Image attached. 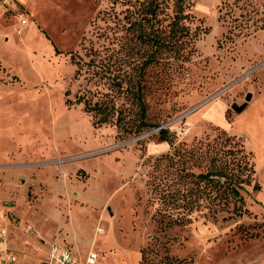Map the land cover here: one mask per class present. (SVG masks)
Masks as SVG:
<instances>
[{
	"label": "rangeland",
	"instance_id": "1",
	"mask_svg": "<svg viewBox=\"0 0 264 264\" xmlns=\"http://www.w3.org/2000/svg\"><path fill=\"white\" fill-rule=\"evenodd\" d=\"M135 2L0 0V220L17 263L41 264L54 241L81 263L95 253V264H264V14L237 27L249 1L225 0L220 13V0H192L187 60L143 72L151 48L136 39ZM138 83L151 127L134 134L124 129L141 121ZM79 97L110 100L113 121L94 126ZM161 129L173 147L202 151L224 131V150L250 154L243 202L210 204L166 158ZM207 165L191 158L185 169ZM187 189L196 203L176 208L172 193Z\"/></svg>",
	"mask_w": 264,
	"mask_h": 264
},
{
	"label": "trees",
	"instance_id": "2",
	"mask_svg": "<svg viewBox=\"0 0 264 264\" xmlns=\"http://www.w3.org/2000/svg\"><path fill=\"white\" fill-rule=\"evenodd\" d=\"M170 5L167 4L166 0H136L139 3L137 8V14L140 17L137 26V37L136 39L143 45L151 48L150 54L147 56L144 64L142 65V71L150 66L152 63H159L160 61L172 58L175 61L184 62L190 55V51L186 52L188 48H191L196 40V33L192 32L186 25L187 20L190 18V10L193 6L192 0H170ZM228 1V0H226ZM249 1V8L246 9L245 13L241 16L245 20L239 23V26L245 21H249L252 17L258 14H264V5L259 4L257 0H246ZM225 0H220L219 12L223 10V3ZM134 5H132L133 7ZM135 11L132 13L134 15ZM158 19V17H161ZM168 20L167 34L162 35L159 25L161 22ZM135 22H129L130 27L135 26ZM150 26L152 33H146L144 31V25ZM157 24L154 30V26ZM236 27V28H237ZM264 28V22H262L259 29ZM192 50V49H190ZM138 89L134 95L140 104L141 121L137 125H132L130 129H124V131L132 132L134 134H140L143 129L150 128V125L144 123L143 118L145 114V108L143 105V93L141 83L137 84ZM77 104H82L86 113H91L96 119L93 123L94 126L108 124L113 121L116 113L114 105L110 100L99 99L98 101L92 102L85 97H79L76 100ZM121 120L119 112L115 117V123L119 126ZM123 128V127H122ZM159 138L161 142H166L171 146L172 153L167 156L171 160H174L179 165L180 171L183 173L184 179H191V182H195L196 186L202 184L204 191L200 193L204 194L209 199V203L213 205H222L227 207L232 202L239 201L243 202L240 195V191L243 186H250L252 183V176L255 174L253 165L250 164L248 156L242 148L237 150L240 155H234L233 150H224L227 143L232 140L230 137L221 131L220 134L213 140L216 142L212 143L211 150L202 151L201 145L194 147L193 149H186L182 147H173L172 142L168 139V131L161 129L159 131ZM209 143H206L205 147H208ZM207 157L208 165L204 172L194 174L185 169V164L191 158L200 159ZM165 157H162L164 159ZM254 190H260L259 185L254 184ZM199 192V191H195ZM191 191L188 189L176 190L172 193L173 201L175 202L176 208H188L191 204L196 201L189 199ZM234 212L238 216L243 215L246 211L234 209ZM177 223L184 224V219L177 218Z\"/></svg>",
	"mask_w": 264,
	"mask_h": 264
},
{
	"label": "built area",
	"instance_id": "3",
	"mask_svg": "<svg viewBox=\"0 0 264 264\" xmlns=\"http://www.w3.org/2000/svg\"><path fill=\"white\" fill-rule=\"evenodd\" d=\"M27 232L33 230L30 224L25 227ZM6 231L0 228V264H16L17 255L8 250L6 246ZM97 255L95 253H89L84 263H81L72 253L60 247L58 244L51 243L48 245V257L46 264H95Z\"/></svg>",
	"mask_w": 264,
	"mask_h": 264
},
{
	"label": "crops",
	"instance_id": "4",
	"mask_svg": "<svg viewBox=\"0 0 264 264\" xmlns=\"http://www.w3.org/2000/svg\"><path fill=\"white\" fill-rule=\"evenodd\" d=\"M6 223H5V219L4 218H1V220H0V228H5L6 229ZM4 229V230H5ZM7 230H8V228H7ZM6 231V230H5ZM6 246H7V248H8V250L9 251H11V252H13V253H15L16 254V252L15 251H13V249H12V246H11V244H10V242H9V238H8V235H7V233H6ZM43 239V238H42ZM44 241H46V242H48L46 239H43ZM29 243H30V246L31 247H37L38 245H37V243L34 241V240H30L29 241ZM51 243H55V244H58L60 247H62V248H65V249H67V250H69L71 253H72V251L70 250V248L69 247H67L65 244H63V243H57V242H49V243H47L48 245L49 244H51ZM30 246H28V248L30 247ZM16 248V247H15ZM22 248H24V250H21V251H24V252H28L29 254H33L27 247L25 248V247H22ZM17 255V254H16ZM72 255H73V253H72ZM74 256V255H73ZM47 257H48V248L46 247V249H45V251H44V259L42 260V262H41V264H46V260H47ZM76 257V256H75ZM77 258V257H76ZM78 259V258H77ZM79 260V259H78ZM81 262V261H80ZM17 264H21L20 263V261L17 263Z\"/></svg>",
	"mask_w": 264,
	"mask_h": 264
},
{
	"label": "water",
	"instance_id": "5",
	"mask_svg": "<svg viewBox=\"0 0 264 264\" xmlns=\"http://www.w3.org/2000/svg\"><path fill=\"white\" fill-rule=\"evenodd\" d=\"M251 99V95L248 94L245 98V102H249ZM246 107V103H244L243 105H241L240 107H237L236 105L233 106V109L236 111V112H241L244 108Z\"/></svg>",
	"mask_w": 264,
	"mask_h": 264
}]
</instances>
